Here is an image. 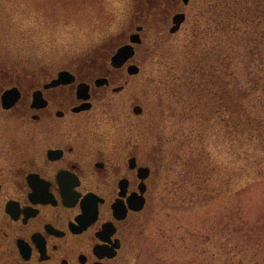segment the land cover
Instances as JSON below:
<instances>
[{
	"label": "flooded vegetation",
	"instance_id": "1",
	"mask_svg": "<svg viewBox=\"0 0 264 264\" xmlns=\"http://www.w3.org/2000/svg\"><path fill=\"white\" fill-rule=\"evenodd\" d=\"M130 2L110 33L64 65L34 67L30 78L0 70V264L134 256L162 169L157 142L118 128L117 103L129 116L156 115L140 100L149 83L139 91L135 80L183 29L192 0Z\"/></svg>",
	"mask_w": 264,
	"mask_h": 264
},
{
	"label": "rangeland",
	"instance_id": "2",
	"mask_svg": "<svg viewBox=\"0 0 264 264\" xmlns=\"http://www.w3.org/2000/svg\"><path fill=\"white\" fill-rule=\"evenodd\" d=\"M130 1L0 0V70L30 78L34 67L64 65L110 33ZM203 3L192 0L183 29L153 51L135 80L139 91L149 83V98L140 100L157 111L153 119L129 116L128 105L117 103L118 128L157 142L152 155L162 169L130 264H264V149L231 163L226 143L203 138L175 89L202 36L197 25L208 26ZM215 161L219 168L208 175Z\"/></svg>",
	"mask_w": 264,
	"mask_h": 264
},
{
	"label": "trees",
	"instance_id": "3",
	"mask_svg": "<svg viewBox=\"0 0 264 264\" xmlns=\"http://www.w3.org/2000/svg\"><path fill=\"white\" fill-rule=\"evenodd\" d=\"M203 7L208 26L197 25L202 36L175 92L187 102L184 112L198 116L203 138L222 139L238 165L264 149V0H204ZM218 168L215 161L208 175ZM239 174L231 170L228 183Z\"/></svg>",
	"mask_w": 264,
	"mask_h": 264
},
{
	"label": "water",
	"instance_id": "4",
	"mask_svg": "<svg viewBox=\"0 0 264 264\" xmlns=\"http://www.w3.org/2000/svg\"><path fill=\"white\" fill-rule=\"evenodd\" d=\"M185 1H188V0H185Z\"/></svg>",
	"mask_w": 264,
	"mask_h": 264
}]
</instances>
